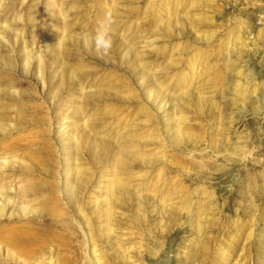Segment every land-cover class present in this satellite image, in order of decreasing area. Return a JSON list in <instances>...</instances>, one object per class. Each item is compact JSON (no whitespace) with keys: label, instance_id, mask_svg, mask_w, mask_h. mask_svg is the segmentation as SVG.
Listing matches in <instances>:
<instances>
[{"label":"rangeland","instance_id":"obj_1","mask_svg":"<svg viewBox=\"0 0 264 264\" xmlns=\"http://www.w3.org/2000/svg\"><path fill=\"white\" fill-rule=\"evenodd\" d=\"M0 264H264V0H0Z\"/></svg>","mask_w":264,"mask_h":264}]
</instances>
